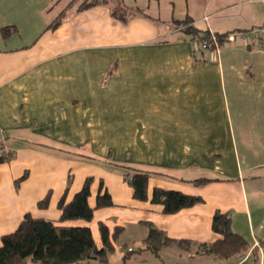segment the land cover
Returning <instances> with one entry per match:
<instances>
[{
	"label": "crops",
	"instance_id": "0c3cea01",
	"mask_svg": "<svg viewBox=\"0 0 264 264\" xmlns=\"http://www.w3.org/2000/svg\"><path fill=\"white\" fill-rule=\"evenodd\" d=\"M120 1L124 19L112 15L115 3L0 0V236L26 212L56 221L68 178L66 200L92 176L89 204L102 180L113 205L91 221L58 224L89 226L97 242L99 221L122 226L108 264L149 251L143 221L175 240L215 241V209L230 212L247 257L171 243L155 255L167 251L160 264H264V50L239 38L218 53L195 49L177 23L189 17L219 33L264 27V0ZM116 165L149 172V195L157 186L203 201L162 213L133 198ZM201 177L213 180L188 181ZM48 191V207L39 208Z\"/></svg>",
	"mask_w": 264,
	"mask_h": 264
},
{
	"label": "trees",
	"instance_id": "16d2710c",
	"mask_svg": "<svg viewBox=\"0 0 264 264\" xmlns=\"http://www.w3.org/2000/svg\"><path fill=\"white\" fill-rule=\"evenodd\" d=\"M78 1V8L83 9L95 4L108 5L109 0H72ZM119 4L120 0H112ZM121 7V6H120ZM122 9V8H121ZM124 11L112 10V15L119 19H124ZM63 11L60 12L47 27H56L61 20ZM178 25L191 36V41H197V48L201 47V42L209 38L210 30L197 28L192 24L189 17L178 20ZM8 27L1 29L5 36ZM248 30V29H247ZM219 42H223L229 32H214ZM195 48V49H197ZM0 156V161H3ZM123 179L132 189L133 198L140 201L149 200L151 203L161 205L162 213H175L183 208L191 207L202 202L199 195L185 193L175 189L153 187L151 194L148 193V181L150 173L143 170L122 166ZM27 173L16 179V185L25 178ZM219 179V178H215ZM211 178H196L188 180L196 186L208 183ZM92 176H87L81 188L74 193L70 200H66V194L71 183L68 178L64 193L57 202V209L60 215L56 221L35 217L30 212H26L20 220L18 226L11 232L0 236V264H108L109 256L115 251V244L118 242L123 227L115 225L112 229L104 222L97 223L99 242L92 234L89 226H68L58 224L65 220L82 219L91 221L94 210L97 208L113 205L110 193L104 188L103 181H99L98 192L95 196L94 205L89 204L91 195ZM51 192L48 191L37 201L39 208H47L50 202ZM147 228L146 236L143 239L145 249L159 257L160 250L171 243L183 246L185 249L204 250L216 258H227L232 255L243 254L249 250L248 241L239 233L235 232L231 226V214L228 211L215 209L211 219V229L220 234L221 237L213 242H196L186 239L175 240L169 238L162 230L155 227L151 222L143 221ZM139 251V249H128L127 253ZM258 259V255L255 256Z\"/></svg>",
	"mask_w": 264,
	"mask_h": 264
},
{
	"label": "built area",
	"instance_id": "2783aa9c",
	"mask_svg": "<svg viewBox=\"0 0 264 264\" xmlns=\"http://www.w3.org/2000/svg\"><path fill=\"white\" fill-rule=\"evenodd\" d=\"M209 34H210L209 38L201 42V47L203 49L213 50L218 53L222 44L239 38L250 44L256 43L264 50V27H256V28H251L248 30L228 33L225 36V39L223 40V42L221 43L217 39V36L211 30ZM193 45L195 48H197L198 46L197 41H194ZM3 132H4L3 128L0 127V134L2 135ZM256 244L258 243L256 242ZM246 257H247V254L243 253L240 255L239 258L241 260H244Z\"/></svg>",
	"mask_w": 264,
	"mask_h": 264
},
{
	"label": "rangeland",
	"instance_id": "374dc122",
	"mask_svg": "<svg viewBox=\"0 0 264 264\" xmlns=\"http://www.w3.org/2000/svg\"><path fill=\"white\" fill-rule=\"evenodd\" d=\"M80 3H82L84 0H79ZM87 1H90V0H87ZM115 2L112 1V0H109V3L108 5H112L114 4ZM116 9H118L119 11H121V8H119V5L117 4L116 6ZM146 12V10H145ZM178 17V16H177ZM180 17V16H179ZM174 18H176V14L174 16ZM168 19V18H167ZM169 22V21H168ZM201 27V26H200ZM231 33V32H230ZM93 163H97V165L100 166V168H103V165H106L108 166V163H103L99 158L97 157H94V159H92ZM114 169L116 171H119V172H123V168L122 166L118 167L117 165L116 166H113ZM167 251H163L162 252V255L160 258L156 257L153 253H151L150 251H145L143 253H137V252H134L132 253L131 255H129L128 257L125 258V264H160L162 263L163 261H167Z\"/></svg>",
	"mask_w": 264,
	"mask_h": 264
}]
</instances>
